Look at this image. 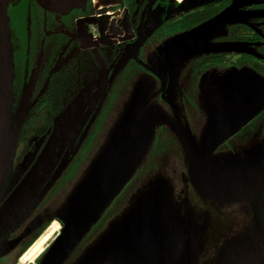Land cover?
<instances>
[{"label":"rangeland","instance_id":"374dc122","mask_svg":"<svg viewBox=\"0 0 264 264\" xmlns=\"http://www.w3.org/2000/svg\"><path fill=\"white\" fill-rule=\"evenodd\" d=\"M260 20H264V16ZM192 43L201 47L170 52L160 66L166 81L187 78L188 92L181 80L178 82L181 90L175 89V95L170 93L174 102L172 108L167 100L168 92L165 97L155 92L162 78L149 83L144 78L152 74L130 65L119 73L121 65H116L113 74L116 73L118 79L110 80L104 92L67 129L65 139L55 142L52 157L56 160L47 167V176L51 177L0 239V264H19L18 256L33 238L29 246L47 232L52 222H58L53 218L55 215L67 218L69 208L78 204L79 196L91 187L92 182L108 176L109 179L117 177L111 191L115 190L114 195L70 253L83 242L92 243L100 237H107L108 225H120L128 218V213H125L128 209L139 202L151 205L156 196L164 198V215L175 223L176 240L172 252L175 261L185 251L186 240L194 239L191 242L194 241L195 247L190 249L193 256H204L200 260H190L189 264H212L219 261L220 256L215 254L221 245L244 242L264 233V191L246 195L240 190L225 191L215 185L202 188L195 177L186 176L188 184L192 178L193 187H190L182 183L180 175L185 172V164L189 163L190 167V157L184 154V149L182 151L180 140L197 139L198 136V141H202L203 134L211 126L218 128L224 125V109L234 99L232 92L237 83L248 85L251 82L255 92L252 103L244 111L247 119L238 124L242 128L229 136L230 146L241 142L239 147L242 149L237 152H249L259 164L264 162L263 63L256 58H248L237 65L214 68V64L209 62L216 52L204 41L196 39ZM247 48L257 57L264 58V38ZM195 86L199 112L191 107L193 103L188 99ZM27 88L28 85L22 87L17 98L12 95L10 111L13 115L18 114L19 117L24 113L23 109L27 107L24 89ZM39 111V116H43L41 112L44 110L36 112L35 109L32 114ZM33 117L19 130L5 189L19 177L28 176L42 158L50 131L42 133L48 122ZM197 128L196 136L191 131ZM99 183L94 188H98ZM156 188L166 190L167 194L160 192L156 195ZM51 219L54 220L39 233ZM58 230L59 227L50 233L39 250H44ZM114 230H120V227ZM37 261L38 264L43 263L42 258Z\"/></svg>","mask_w":264,"mask_h":264},{"label":"flooded vegetation","instance_id":"af4514ba","mask_svg":"<svg viewBox=\"0 0 264 264\" xmlns=\"http://www.w3.org/2000/svg\"><path fill=\"white\" fill-rule=\"evenodd\" d=\"M6 13L13 59V96L17 98L22 87L31 85V100L36 101L34 109L41 100L58 99L63 86L68 84H96L105 75L108 85L110 80L119 77L113 74L118 63L121 65L119 73L130 65L152 74L144 78L149 83L162 78L155 92L160 97H165L168 92L167 100L172 108L174 102L170 93L175 95V89L181 90V83H178L181 80L188 92L187 78L166 81L160 66L170 52L201 47L192 43L196 39L204 41L216 52L211 61H207L214 64V68L256 58L263 63L261 70L264 74V58L257 57L247 48L264 38V20H260L264 16V0H87L82 7L72 8L66 13L45 9L37 0H7ZM196 92L197 86L188 99L193 103L191 107L199 112ZM182 110H186L184 104ZM261 111L264 112V107ZM197 130L191 133L195 135L199 132ZM187 132L190 133L189 130ZM229 136L206 153L205 167L219 160L230 166V172L201 174L208 176L206 186H219L225 191L240 190L246 195L264 191V162L259 164L249 152H237L242 149L239 147L241 142L230 146ZM198 138L180 140L184 154L191 149L199 157L203 155L204 143ZM188 166L189 163L185 164V172L180 174L183 184L189 182L186 176H196L191 162ZM191 179L188 185L193 187ZM189 194L192 195L190 188ZM53 218L58 221L59 230L38 260L51 249L64 228V218L57 215ZM48 224L42 226L39 233ZM90 245L91 241L83 242L61 264H73Z\"/></svg>","mask_w":264,"mask_h":264},{"label":"water","instance_id":"95a60500","mask_svg":"<svg viewBox=\"0 0 264 264\" xmlns=\"http://www.w3.org/2000/svg\"><path fill=\"white\" fill-rule=\"evenodd\" d=\"M37 1L45 9L66 13L72 8L82 7L87 0ZM6 5L7 0H0V239L51 177L47 176V167L52 166L56 160V157H52V153L57 139H65L67 129L69 130L77 122L107 86L106 77L103 75L99 83H90L53 118V126L42 158L35 169L28 176L19 177L8 189H5L10 159L19 130L34 104V101H31L32 86L28 85L29 88L24 89L27 96L24 113L18 117V114L13 115L14 113L10 111L13 102V59ZM254 92V84L251 82L248 85L235 84L232 92L234 99L224 109L226 123L218 128L210 127L203 134L201 157L189 149L190 162L192 167L194 166L193 173L202 188H205L208 176H200L201 174L230 172V166L219 160L210 162L205 167L206 153L234 133L240 127L238 124L243 122L242 119H247L244 111L252 103ZM109 177L104 180L97 179L96 183L100 182L98 188H94L96 183L92 182L91 187L79 196L78 204L69 208L67 218L64 217L65 225L62 233L51 249L43 255L42 264H61L96 216L108 204L114 195L115 190L112 193L111 191L117 179V177L110 179ZM160 192L167 194L166 190L160 191L157 188L154 190L156 195ZM164 207L163 197L156 196L151 205L139 202L125 212L128 213V218L120 225H108L109 235L91 243L73 264H189L190 260L203 259V255L195 257L191 254L190 249L195 247L194 241L191 242L194 239L185 241V251L176 260L177 262L172 258L176 240L173 231L175 223L168 216L166 218ZM119 227L120 230H114ZM219 248L221 249L215 254L220 256L219 261L214 262L216 264H264V233L260 237L248 238L244 242H233L228 246L221 245Z\"/></svg>","mask_w":264,"mask_h":264},{"label":"trees","instance_id":"16d2710c","mask_svg":"<svg viewBox=\"0 0 264 264\" xmlns=\"http://www.w3.org/2000/svg\"><path fill=\"white\" fill-rule=\"evenodd\" d=\"M88 85L89 84H86L85 86H80V84H75V85L74 84H68V85L63 86V89L61 86L58 85L59 89L63 90V92L60 94L63 97L60 96L58 99L53 100V101L41 100L39 102V104L35 107V109H36V112H37V110H47V112H41V114L43 116H39L40 111L37 114H32L33 110H35L33 107L36 104V101H34V104H33L32 108L29 112V115H28L26 121H25L26 123H24V124L26 125L33 116H34L33 118H35V117H38L40 119L43 118L44 122H48L47 126L51 123V125L48 129H47V126L45 127V130L47 132L50 131L52 126H53V118L59 112H61L70 103V101H72V99L78 93H81L85 88H87ZM58 86H57V88H58ZM80 87H82V88H80ZM78 88H80V89H78ZM77 89H78V91H76ZM74 92H76V93L74 94ZM72 94H74V95L71 97ZM70 97H71V99H70ZM49 105H50V107H49ZM47 106L49 107V109L47 108ZM33 240H34V238H33ZM33 240L24 248V250L33 242ZM24 250H22V251H24Z\"/></svg>","mask_w":264,"mask_h":264},{"label":"bare ground","instance_id":"6f19581e","mask_svg":"<svg viewBox=\"0 0 264 264\" xmlns=\"http://www.w3.org/2000/svg\"><path fill=\"white\" fill-rule=\"evenodd\" d=\"M58 222H52V224L48 227L47 232L40 237L32 246L26 248L20 255L18 256V263L19 264H38V255L40 254L41 250H39L40 245L48 238L50 233L58 228ZM36 261V262H35Z\"/></svg>","mask_w":264,"mask_h":264},{"label":"crops","instance_id":"0c3cea01","mask_svg":"<svg viewBox=\"0 0 264 264\" xmlns=\"http://www.w3.org/2000/svg\"><path fill=\"white\" fill-rule=\"evenodd\" d=\"M28 248V247H27Z\"/></svg>","mask_w":264,"mask_h":264}]
</instances>
